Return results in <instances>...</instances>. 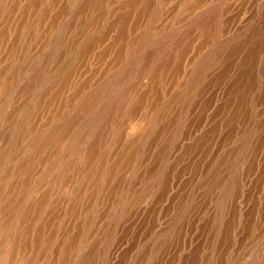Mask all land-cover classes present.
<instances>
[{
  "label": "rangeland",
  "instance_id": "rangeland-1",
  "mask_svg": "<svg viewBox=\"0 0 264 264\" xmlns=\"http://www.w3.org/2000/svg\"><path fill=\"white\" fill-rule=\"evenodd\" d=\"M263 80L264 0H0V264L264 263Z\"/></svg>",
  "mask_w": 264,
  "mask_h": 264
},
{
  "label": "bare ground",
  "instance_id": "bare-ground-1",
  "mask_svg": "<svg viewBox=\"0 0 264 264\" xmlns=\"http://www.w3.org/2000/svg\"><path fill=\"white\" fill-rule=\"evenodd\" d=\"M46 5V4H45ZM55 11V10H54ZM106 11V10H105ZM226 12V11H225ZM227 13V12H226ZM223 14V13H222ZM224 16V15H223ZM108 20V19H107ZM99 21V20H98ZM104 22V21H103ZM108 25V24H107ZM239 26V25H238ZM93 31V30H92ZM230 31V30H229ZM68 36V35H67ZM23 47V46H22ZM231 49V48H230ZM230 51V50H229ZM226 56V55H225ZM241 58V57H240ZM240 63V62H239ZM173 67V66H172ZM187 69V68H186ZM230 71V70H229ZM236 72V71H235ZM239 73V72H238ZM252 73V72H251ZM232 74V73H231ZM172 76V75H171ZM244 76V75H243ZM228 77V76H227ZM251 77V76H250ZM248 79V78H247ZM264 81V80H263ZM229 83V82H228ZM250 84V83H249ZM209 85V84H208ZM246 85V84H245ZM260 86V85H259ZM227 87V86H226ZM245 88V87H244ZM241 89V88H240ZM257 89V88H256ZM243 91H244V89H242ZM251 90V89H250ZM221 91V90H220ZM257 91V90H256ZM263 91V90H262ZM213 92V91H212ZM258 92V91H257ZM256 94V93H255ZM160 95V94H159ZM172 95V94H171ZM162 97V96H161ZM252 97V96H251ZM219 102V101H218ZM236 102V101H235ZM148 104V103H147ZM233 104V103H232ZM261 104V103H260ZM234 105V104H233ZM244 105V104H243ZM257 105V104H256ZM231 107V106H230ZM241 107H242V104H241ZM189 108H190V106H189ZM212 109V108H211ZM258 110V109H257ZM262 110V109H261ZM147 111V110H146ZM234 111V110H233ZM150 112V111H149ZM229 112V111H228ZM196 113V112H195ZM234 113H235V111H234ZM257 113V112H256ZM190 114V113H189ZM147 115V114H146ZM251 115V114H250ZM263 115V114H262ZM252 116V115H251ZM258 116V115H257ZM187 117V116H186ZM240 118V117H239ZM260 118V117H259ZM187 119V118H186ZM253 119H254V117H253ZM252 120V119H251ZM254 120H256V119H254ZM187 122V121H186ZM250 123V122H249ZM261 123H262V121H261ZM163 124V123H162ZM167 124V123H166ZM254 124V123H253ZM195 125V124H194ZM259 125V124H258ZM161 126V125H160ZM260 126V125H259ZM188 127V126H187ZM252 128V127H251ZM256 128V127H255ZM264 128V127H263ZM182 130H183V128H181ZM186 129V128H185ZM238 129V128H237ZM261 130H263V129H261ZM249 132V131H248ZM180 133V132H179ZM256 133V132H255ZM167 134V133H166ZM219 134V133H218ZM258 134V133H257ZM260 134V133H259ZM224 135V134H223ZM251 135V134H250ZM253 137V136H252ZM182 138V137H181ZM150 139V138H149ZM180 140V139H179ZM219 140V139H218ZM242 140V139H241ZM251 141V140H250ZM149 142V141H148ZM161 142V141H160ZM221 143V142H220ZM238 143V142H237ZM242 143V142H241ZM251 143H252V141L250 142V146H252L251 145ZM147 144V143H146ZM253 144V143H252ZM263 144V143H262ZM175 145H176V143H175ZM248 147V146H247ZM182 149V148H181ZM180 149V150H181ZM261 149V148H260ZM247 150V149H246ZM263 150V149H262ZM175 151V150H174ZM215 151V150H214ZM233 152H235V151H233ZM243 152V151H242ZM264 152V151H263ZM263 152H260L259 154H258V157H257V159H259V161L261 160V161H263ZM181 153V152H180ZM231 154V153H230ZM171 155H172V153H171ZM211 155V154H210ZM221 155H223V154H221ZM241 155H242V153H241ZM218 156V155H217ZM169 157H171V156H169ZM222 157V156H221ZM174 159H176V157H174ZM247 159V158H246ZM168 160V159H167ZM170 161V160H169ZM172 161H176V160H172L171 159V161L170 162H172ZM260 161V162H261ZM260 162H259V164H260ZM168 163V162H167ZM172 163H174V162H172ZM241 163H243V162H241ZM165 164V163H164ZM170 164V163H169ZM205 164V163H204ZM209 164V163H208ZM223 165V164H222ZM207 166V165H206ZM224 166V165H223ZM200 167H202V166H200ZM226 167V166H225ZM257 167H258V165H257ZM256 167V168H257ZM208 168V167H207ZM229 168V167H228ZM226 169H227V167H226ZM176 170V169H175ZM217 170H218V168H217ZM213 171H215V170H213ZM241 171H242V169H241ZM225 172V171H224ZM227 172V171H226ZM258 172V171H257ZM59 173V172H58ZM210 173V172H209ZM241 173V172H240ZM213 175V174H212ZM221 175V174H220ZM223 175V174H222ZM228 175V174H227ZM255 175V174H254ZM246 177V176H245ZM244 178V177H243ZM251 178V177H250ZM249 179V178H248ZM167 180V179H166ZM241 180V179H240ZM249 181V180H248ZM258 181V180H257ZM161 182V181H160ZM250 183V182H249ZM248 183V184H249ZM263 183V182H262ZM241 188V187H240ZM158 189V188H157ZM242 189V188H241ZM260 193L261 194H264V188H262L261 190H260ZM243 194H244V192H243ZM241 196V195H240ZM261 196V195H260ZM263 198V197H262ZM242 201V200H241ZM233 202V201H232ZM243 204V203H242ZM259 206V205H258ZM244 209V208H243ZM258 209V208H257ZM243 211V210H242ZM258 212V211H257ZM229 213V212H228ZM257 214V213H256ZM195 215V214H194ZM241 215V214H240ZM244 215V214H243ZM250 216V215H249ZM195 217V216H194ZM248 217V216H247ZM255 217V216H254ZM258 217V216H257ZM148 218V217H147ZM193 220V219H192ZM241 220V219H240ZM257 223H259V226H260V228H261V231H263V229H264V216H259L257 219ZM255 221V220H254ZM69 222V221H68ZM187 222V221H186ZM122 227V226H121ZM189 227V226H188ZM241 228V227H240ZM254 228V227H253ZM100 229V228H99ZM259 229V228H258ZM105 231V230H104ZM95 232V231H94ZM89 233V232H88ZM186 233H187V231H186ZM105 234V233H104ZM243 234V233H242ZM253 234V233H252ZM101 235V234H100ZM103 235V234H102ZM260 237H262V233L260 234ZM93 238V237H92ZM260 239V238H259ZM262 239H263V237H262ZM256 240V239H255ZM185 242V241H184ZM58 243V242H57ZM98 243V242H97ZM245 243V242H244ZM174 245V244H173ZM244 245V244H243ZM250 245V244H249ZM113 247V246H112ZM153 247H154V245H153ZM156 247V246H155ZM154 247V248H155ZM260 247V246H259ZM61 248V247H60ZM256 248V247H255ZM111 250V249H110ZM119 250V249H118ZM163 250V249H162ZM257 251V250H256ZM259 251H260V248H259ZM118 252V251H117ZM264 252V251H263ZM250 253V252H249ZM241 254V253H240ZM260 255V254H259ZM261 256V255H260ZM264 256V255H263ZM112 258V257H111ZM154 258V257H153ZM242 259V258H241ZM116 260V259H115ZM244 263V262H243ZM112 264V263H111ZM262 264H264L263 262H262Z\"/></svg>",
  "mask_w": 264,
  "mask_h": 264
}]
</instances>
